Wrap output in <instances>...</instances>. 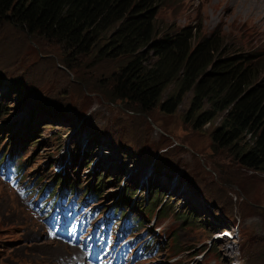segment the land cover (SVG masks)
<instances>
[{"label":"rangeland","instance_id":"rangeland-1","mask_svg":"<svg viewBox=\"0 0 264 264\" xmlns=\"http://www.w3.org/2000/svg\"><path fill=\"white\" fill-rule=\"evenodd\" d=\"M154 16L153 42L184 35L189 53L215 40L223 58L262 56L254 81L264 83V0H157ZM122 65L0 21V105L7 108L0 112V264H44L68 255L71 264H134L124 248L129 239L113 224L105 241L97 239L105 207L143 218L132 236H153L160 246L147 264H264V173L214 145L221 119L203 129L185 120L191 94L175 114L117 99L113 77ZM29 131L38 144L25 142ZM9 152L23 171L20 179L1 167ZM60 181L74 185L85 202L73 218L58 216V225L34 206L39 194L29 186ZM92 183L102 184L95 204L85 195ZM63 187L57 211L66 210ZM127 187L141 193L130 199ZM157 192L163 196L148 212ZM73 224L79 229L70 233ZM225 228L235 234L234 252L213 237Z\"/></svg>","mask_w":264,"mask_h":264},{"label":"trees","instance_id":"trees-1","mask_svg":"<svg viewBox=\"0 0 264 264\" xmlns=\"http://www.w3.org/2000/svg\"><path fill=\"white\" fill-rule=\"evenodd\" d=\"M156 3L157 0H0V21L30 35L59 41L79 54L96 52L99 61L122 59L123 65L113 77V93L117 99L146 111L160 106L164 113L175 114L191 94L185 120L203 129L221 119L212 133L214 145L231 150L245 168L264 173V83L256 85L254 81L262 56L223 58V45L215 40H204L189 53L184 35L153 42ZM150 52L156 57L153 63L148 60ZM171 86L174 89L167 93ZM2 109L7 108L0 105V112ZM34 139L36 133L29 131L25 142L38 144ZM9 156L14 163L11 152ZM18 169L23 172L19 166ZM103 177L99 183H104ZM56 182L44 187L47 193H57L61 183L66 191L77 189L61 181L55 187ZM102 184L96 187L92 183L85 193L96 200ZM127 189L130 199L141 193L137 187ZM161 196L157 192L145 205L148 212ZM124 201L122 205L127 206ZM166 202L165 199L161 209ZM143 224L142 218H135V226Z\"/></svg>","mask_w":264,"mask_h":264},{"label":"bare ground","instance_id":"bare-ground-1","mask_svg":"<svg viewBox=\"0 0 264 264\" xmlns=\"http://www.w3.org/2000/svg\"><path fill=\"white\" fill-rule=\"evenodd\" d=\"M100 145H101V143H99ZM103 144H105L106 145V143L103 141ZM135 171H133L132 173H134ZM171 189L172 190H174V191H176L177 190V184H175L174 182H172L171 183ZM182 195V194H181ZM143 219V218H142ZM219 228V227H218ZM217 228V229H218ZM53 241V240H52ZM60 247V245L58 244V245H56V248H59ZM76 248V247H75ZM68 250V248L66 247L65 248V250ZM78 254H82V253H80V251H79V249H78ZM66 256V255H65ZM61 258H63V257H61ZM42 261V263H44V264H71L70 263V256L68 255V258H66L65 260H63V261H60V258H59V262H58V258L57 259H55V260H53V261H50V262H47L46 261V259H43V260H41ZM81 264H88L85 260H83L82 261V263Z\"/></svg>","mask_w":264,"mask_h":264}]
</instances>
